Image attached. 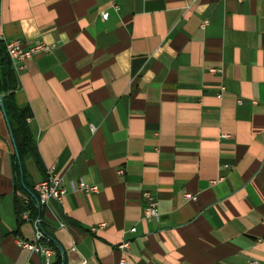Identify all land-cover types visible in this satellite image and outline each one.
<instances>
[{
    "label": "crops",
    "instance_id": "obj_1",
    "mask_svg": "<svg viewBox=\"0 0 264 264\" xmlns=\"http://www.w3.org/2000/svg\"><path fill=\"white\" fill-rule=\"evenodd\" d=\"M10 40L56 49L9 60L41 167L17 176L0 107V264H43L19 246L36 210L52 264H117L122 242L128 264L264 262V0H0V85ZM49 168L67 193L39 208Z\"/></svg>",
    "mask_w": 264,
    "mask_h": 264
},
{
    "label": "built area",
    "instance_id": "obj_2",
    "mask_svg": "<svg viewBox=\"0 0 264 264\" xmlns=\"http://www.w3.org/2000/svg\"><path fill=\"white\" fill-rule=\"evenodd\" d=\"M112 9L114 12L119 11V6L116 4H112ZM109 17L108 12H103L101 14V20L106 21ZM207 25V21H204L201 24V27L204 28ZM5 53L8 59L13 63L23 62L33 55L36 54H47L56 49L55 44H44L39 43L32 46H24L18 40H10L5 42L4 44ZM212 72H220L219 70H212ZM225 91V87L222 85L219 88L217 93L218 96H221ZM240 101H238L239 103ZM0 103H1V94H0ZM30 117L26 118V122L30 121ZM93 130V127H91ZM118 174H122L121 171ZM38 187V194L36 195V203L39 208H46L51 201H55L60 203L63 197L66 195V190L62 187V179L54 173L53 168H49L46 171V176L44 179L36 183ZM79 190L88 194H97L99 188L96 184H87L84 181H79L76 185L71 184V191ZM184 198L186 200L196 201V196H192L190 194H184ZM141 200L143 202V219H155L157 220L159 217L158 209H157V201L155 196L149 192L144 191L141 194ZM21 217L24 220H28V212H23ZM33 229H34V240L32 242H24L20 241L19 246L27 250L29 252H33L38 254L42 260L43 264H52V257L55 255L54 250L48 245V239L45 238L44 233L41 229V220L36 218L32 221ZM63 227V225H60ZM105 224H99L97 226H93L90 228V232L94 233L99 229L104 228ZM129 249V242H122L117 246V250L120 252L121 256L117 264H128L126 253ZM244 264H264L256 259H250L246 261Z\"/></svg>",
    "mask_w": 264,
    "mask_h": 264
},
{
    "label": "trees",
    "instance_id": "obj_3",
    "mask_svg": "<svg viewBox=\"0 0 264 264\" xmlns=\"http://www.w3.org/2000/svg\"><path fill=\"white\" fill-rule=\"evenodd\" d=\"M17 88L15 77L13 71L10 67L9 59L6 55V58L2 60V81L0 85V94H1V103L0 107L4 110L11 134L14 140L15 145V154L13 164L14 171L17 172V176L23 174V159L27 155H31L37 166L41 167L40 159L37 154L35 144L32 140L30 131L27 126L26 118L31 116L30 109L27 107L19 108L16 106L13 100V91ZM16 198V212L20 219L21 214L29 209L33 205V200L29 199ZM35 218L40 219V213L38 210L34 212ZM45 238H47L45 236ZM50 246L51 242L48 241ZM58 260L54 264H58Z\"/></svg>",
    "mask_w": 264,
    "mask_h": 264
},
{
    "label": "bare ground",
    "instance_id": "obj_4",
    "mask_svg": "<svg viewBox=\"0 0 264 264\" xmlns=\"http://www.w3.org/2000/svg\"><path fill=\"white\" fill-rule=\"evenodd\" d=\"M35 192L38 194V187L35 185Z\"/></svg>",
    "mask_w": 264,
    "mask_h": 264
}]
</instances>
